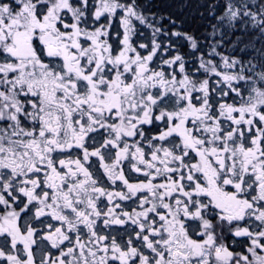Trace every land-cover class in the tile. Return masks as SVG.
I'll return each mask as SVG.
<instances>
[{"label": "snow or ice", "instance_id": "obj_1", "mask_svg": "<svg viewBox=\"0 0 264 264\" xmlns=\"http://www.w3.org/2000/svg\"><path fill=\"white\" fill-rule=\"evenodd\" d=\"M0 264H264V0H0Z\"/></svg>", "mask_w": 264, "mask_h": 264}]
</instances>
